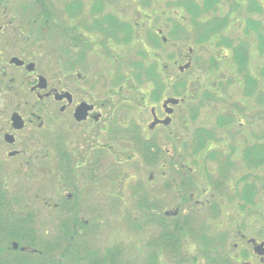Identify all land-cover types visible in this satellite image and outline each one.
I'll use <instances>...</instances> for the list:
<instances>
[{"label": "flooded vegetation", "instance_id": "af4514ba", "mask_svg": "<svg viewBox=\"0 0 264 264\" xmlns=\"http://www.w3.org/2000/svg\"><path fill=\"white\" fill-rule=\"evenodd\" d=\"M79 1L0 0V264H46L50 246L63 252L66 233L73 264H264V147L255 157L264 131L261 142L245 131L243 145L231 134L249 119L239 112L246 99L199 101L197 38L175 35L176 23L180 32L187 23L158 1L108 0L104 9ZM21 6L36 12L29 24L14 16ZM214 36L201 47L219 62ZM181 38L190 45L174 52ZM161 159L171 175L144 169ZM231 204L228 228L212 230L210 216ZM43 216L55 219L49 228L37 226ZM108 225L143 232L147 247L116 235L100 247L93 237Z\"/></svg>", "mask_w": 264, "mask_h": 264}, {"label": "rangeland", "instance_id": "374dc122", "mask_svg": "<svg viewBox=\"0 0 264 264\" xmlns=\"http://www.w3.org/2000/svg\"><path fill=\"white\" fill-rule=\"evenodd\" d=\"M19 2H22L23 6L25 4H28L29 6H32V5H36V0H18ZM61 0H56V5H58V3L60 2ZM63 1V0H62ZM86 1V6L88 7V1ZM150 1V0H149ZM155 1H158V5L157 7L159 8L160 11L166 13V15H170L171 13V17H178L179 14H176V16L174 15V12L179 10L178 9H173L171 6H168L166 7L165 6V3L169 2V0H155ZM261 3L264 5V0H261ZM21 4V5H22ZM247 3L244 2V5H246ZM20 8L19 10V7H17V12H14V16L15 18L19 21V22H23V23H27L29 24V19H26V16L28 17H31L30 14H32V7H25L23 8V12H22V7ZM243 7V6H242ZM15 11V9H13ZM241 12H235V15H237L239 13V17L242 18L244 15L247 16V14L249 13H246L245 10H240ZM234 15V16H235ZM254 17L256 18H259L261 19V22H264V13H259V14H253ZM133 17L134 18H139V13H134L133 14ZM160 18H162V14L159 15ZM36 18V12L35 14L31 17V19H34ZM235 19H236V16H235ZM263 19V20H262ZM180 22H184V23H187V26H190V21L189 20H186L184 18H181V19H178ZM237 22L235 20L233 21H229V24L226 26V28L222 31L221 34H217V35H222V36H229V37H236L238 35H241L242 31L239 30V27L236 25V26H232V24H236ZM31 24H33V28H34V32L37 33V29H36V26H35V23H33L31 21ZM190 28V27H189ZM194 41V37H191ZM239 38V37H238ZM58 41H55L53 42V45H55ZM254 43V42H253ZM196 44V43H195ZM188 45H190V39L189 38H181L179 40H176L175 43H173V46H172V49L174 50V52H178V53H181L179 52L180 50L182 49H186L188 48ZM201 44L198 43V51H200V53H202L203 55L199 58V65H205V69H201L200 70H194L192 75H191V78H192V92H196L198 93L199 90L201 89V87H209L210 89H207L204 93L203 91L201 90L200 91V94L202 95L203 99L202 100H199V101H203L202 103L204 105H210L212 103H215L216 99H220L219 98V92L220 94H222L223 96H225L226 98H228L227 100H223V101H236V85L233 84V87H229L231 88L230 91H228V86L225 85V82L228 80V79H233V80H236V77L238 78L240 73L238 72L237 70V73L235 72V74H232L229 72L230 70V65L232 64L230 62V60H225V61H222L220 63H218L217 61H215L214 57H212V52L208 51L209 49L208 48H202L200 46ZM211 48V47H210ZM221 48H223L224 50L227 49L225 46H222ZM254 45H250L247 47V66H248V69L243 66L244 68H246L247 70L250 71L251 73V83L252 85L250 84V86L252 87V89L254 91H256L257 93H262L264 94V76H263V80L258 82V83H255L254 82V78L258 77V66L260 65L258 61V58L255 59V54H254ZM144 53H140L141 56H143ZM239 54V53H238ZM201 55V54H200ZM253 57V59H252ZM252 59V60H251ZM264 61V56H262V62ZM198 65L199 68H201L200 66ZM212 65V67H211ZM229 68V69H227ZM264 69V65H262V70ZM261 70V71H262ZM240 71V70H239ZM221 73H227V76L225 77H221ZM237 74V76H236ZM248 75V74H247ZM246 75V76H247ZM246 76H245V80H246ZM224 85V87H223ZM248 85H244L243 86V90L245 93H247V89H248ZM214 90H218V91H214ZM254 91L251 90V93L249 95L250 98L248 100V98L246 99V102H245V106L243 105H239L240 106V113H242L244 116H249V119L248 120H251L253 125H252V128L249 126L250 123L248 122L247 120V123L245 121V124L243 125V128H240V127H236L234 125H232V129H234V131L231 133L234 137L237 138V140L239 141V143L241 145H243V141H245L247 139L246 135L244 134L245 131H250L252 132L251 133V137L253 136H256V140L258 142H261V139H260V133H262L264 131V101H259L258 99H256V95H254ZM234 92V93H233ZM218 95V96H217ZM253 102L254 105H249V103ZM198 120L199 118L197 119V121L194 122V124H198ZM224 121V119H221L219 121V124H221L222 122ZM247 125V127H246ZM195 129H199L201 127L196 126L194 127ZM184 132L181 131V135H183ZM178 157H176V160L175 162H177V167L179 170H182V166H181V163L184 161L185 157H184V154H179L177 155ZM220 155L219 153L217 152H212L210 154V157L212 159H215V158H218ZM166 159V158H165ZM169 159V158H168ZM161 165H153V166H147V167H144V169H147V170H153V171H158L160 176H164L163 173H166V176H168L169 173V164H167V160L164 161V159H161L160 162ZM163 163L166 164L165 167L162 168L163 166ZM167 170V171H166ZM217 171H218V168L215 170V172L211 173L210 175H207L208 177V181H212L213 178L216 176L217 174ZM171 175V174H170ZM244 174H242L240 177H242ZM235 177V176H234ZM233 177V178H234ZM188 178H190V175H188ZM232 178V179H233ZM192 181H193V178H190ZM216 184V179H215V183H213V185ZM189 193L190 190H188ZM219 195H216V197L213 198V200L215 199H219ZM224 199H226L224 197ZM219 202H222V200L219 199ZM225 205H227L228 203V200L225 201ZM234 205L231 204L229 206H227L222 214L218 217H215V216H210L212 218V222H213V225L210 224L212 226V230H217L219 231V228L221 227V229H226L228 228V223H227V219H232L233 217L231 216V214H228L227 211H229L231 208L229 207H233ZM227 210V211H225ZM239 215L241 217H246L245 213L244 212H239ZM231 216V217H230ZM52 221H51V220ZM57 219V218H56ZM80 221H91V218L89 217H79L78 218ZM39 224H37V226L40 225V228L41 229H44L45 227L46 228H49L55 221L54 218H51V217H40L39 219ZM102 220H108V218L106 219H102ZM60 221H61V226H70L71 222H70V219H67L66 217H64L62 220H61V217H60ZM249 224H251V221L250 219L247 221ZM208 223V222H207ZM53 229V228H52ZM51 229V230H52ZM117 231V232H116ZM101 233L100 235H98L97 237H93V239L95 238H99L101 243H98V245L100 247H107V246H112L111 243L109 242H113V237L115 238V235L119 238V240H125V241H132L134 242L136 239L137 240H140V242L142 243V247H147L146 245V239L147 237L145 236V234L143 232H135L134 233H130V232H127V235L124 234V232L122 230H118V228L112 226V225H108L106 227H103L102 230H101ZM139 233H142L143 235L139 234ZM104 234V235H103ZM124 234V235H123ZM138 234V235H136ZM236 240V238H234V235L231 236V239L229 240V246ZM99 242V241H98ZM132 252V251H131Z\"/></svg>", "mask_w": 264, "mask_h": 264}, {"label": "trees", "instance_id": "16d2710c", "mask_svg": "<svg viewBox=\"0 0 264 264\" xmlns=\"http://www.w3.org/2000/svg\"><path fill=\"white\" fill-rule=\"evenodd\" d=\"M87 1L94 2L104 9V3L108 0ZM143 1L150 2L155 0ZM79 2H81V0ZM244 2L247 4L244 5ZM169 3L175 5L176 9L179 8V10H177L179 18H184L191 22L190 28L185 26L186 24H183L181 28L184 32H180V24L176 23L174 34L180 35L181 33L184 37H187V35L192 37L196 36L197 44H203L208 40L210 41L214 35L221 34L229 24V21L235 19V12L237 13L241 12L240 10H245L246 13H249L247 16H243V23L238 25L242 34L246 35V38L242 40L239 39L238 41L235 40L234 42L232 38L225 37L222 39L221 44L233 52V59L238 65L245 66L247 63L248 40L252 37L250 42H252V45L255 47V59L258 58L257 62L260 63L257 67L258 77L254 79V82L258 83L263 80L264 69L262 70V65H264V61L262 62V56H264V22H261V19L253 16V14L264 13V5L261 3V0H169ZM82 11L83 10H81V12ZM98 11L99 9L95 12ZM237 15H239V13ZM188 29H190L189 34L185 33ZM250 84L252 85V83ZM250 84H248L249 88L247 89V93H245L247 96H249L251 90L254 91ZM254 95H256V99L259 101H264V94L254 91ZM263 147L264 142H261L260 145L257 146L255 150L256 160L263 155ZM71 236V233L65 234L63 252L60 255H56L54 246H50V249L46 251V264H62L60 261H62L63 264H70L76 261L74 258V245ZM30 261L32 263H39L33 256Z\"/></svg>", "mask_w": 264, "mask_h": 264}]
</instances>
